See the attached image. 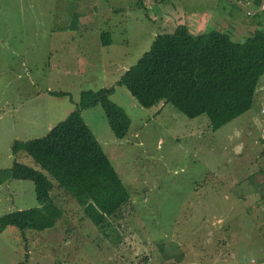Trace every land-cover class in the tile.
Wrapping results in <instances>:
<instances>
[{
	"label": "rangeland",
	"instance_id": "374dc122",
	"mask_svg": "<svg viewBox=\"0 0 264 264\" xmlns=\"http://www.w3.org/2000/svg\"><path fill=\"white\" fill-rule=\"evenodd\" d=\"M254 15L227 0H0V36L5 21L16 30L0 41V168L14 159L38 168L26 153L13 154L12 142L44 135L74 109L81 90L113 85L110 98L130 118L123 137L100 104L81 115L131 200L107 224L54 182L55 224L5 227L0 264H264V73L251 107L215 130L206 113L144 107L116 83L157 33L185 23L194 33L218 28L242 40ZM76 17L107 32L100 38L108 43L70 39L66 32L81 27ZM36 204L30 179L0 184V214ZM224 223L232 225L229 233L223 226L226 237L218 229Z\"/></svg>",
	"mask_w": 264,
	"mask_h": 264
},
{
	"label": "trees",
	"instance_id": "16d2710c",
	"mask_svg": "<svg viewBox=\"0 0 264 264\" xmlns=\"http://www.w3.org/2000/svg\"><path fill=\"white\" fill-rule=\"evenodd\" d=\"M245 1L255 7L264 2ZM254 16L258 20L242 40H234L218 28L194 33L185 23H178L172 31L157 33L150 47L116 83L124 85L141 106L171 103L189 117L206 113L209 127L215 130L251 107L264 73V13ZM107 34L102 31V36ZM113 91V85L81 90L74 109L44 135L12 142L13 154L24 152L39 167L14 159L9 167L0 168V184L8 178L30 179L38 204L0 214V231L8 225L21 232L53 226L61 214L52 195L54 182L79 205L96 207L107 224L122 217L120 213L130 197L81 115L82 109L100 104L114 135L123 137L130 118L110 98ZM223 226L229 233L232 225L224 223L218 228L226 237Z\"/></svg>",
	"mask_w": 264,
	"mask_h": 264
},
{
	"label": "crops",
	"instance_id": "0c3cea01",
	"mask_svg": "<svg viewBox=\"0 0 264 264\" xmlns=\"http://www.w3.org/2000/svg\"><path fill=\"white\" fill-rule=\"evenodd\" d=\"M80 12H82V11H80ZM73 14L77 15V11H74ZM78 15H80V14H78ZM81 16L83 18L85 17L84 15H81ZM39 18H41L40 15H39ZM76 18L77 19H75V22L81 23V27L79 29H76L75 31L70 29V23L69 24L66 23L63 27H61V28H64L63 30L70 29V31L66 32L70 39H72L73 41H76V42H91V43L94 42L98 45L99 44L104 45L103 40H101L102 37L100 38V36L102 35V31H100L99 29H97V31H95V27H91L90 25L88 26V23H86V21L83 23V20H85V19H80L79 17H76ZM24 19L25 18H22V20H24ZM20 21H21V18L18 20V23H20ZM6 23H7V21L4 22V27H5L4 34L2 36H0V41H1L2 45H4L6 43L5 40L7 39V37H9V38L13 37L14 38V36L12 34H14V32L16 31L15 30L14 32H11V30H8L7 29L8 25H6ZM51 26H54V25H51ZM18 29H19V27L17 26V30ZM1 32H3V31L1 30ZM88 32H89V34H88ZM19 35H20V32L18 30L17 36H19ZM54 37L55 36H53L52 39H54ZM81 50L86 51L87 49H81ZM54 51H57V47H54Z\"/></svg>",
	"mask_w": 264,
	"mask_h": 264
},
{
	"label": "built area",
	"instance_id": "2783aa9c",
	"mask_svg": "<svg viewBox=\"0 0 264 264\" xmlns=\"http://www.w3.org/2000/svg\"><path fill=\"white\" fill-rule=\"evenodd\" d=\"M231 1L236 2V3H238V4L242 5V6H244V7H245V10H246V12H247L248 14H255V13L259 12L260 9L264 10V2L261 3V4H260L258 7H256L255 9H252L251 6H248V5H247V4H248V1H245V0H231ZM251 264H257V263L255 262L254 259H251Z\"/></svg>",
	"mask_w": 264,
	"mask_h": 264
}]
</instances>
